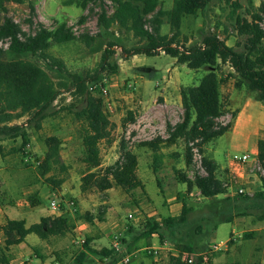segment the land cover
Returning a JSON list of instances; mask_svg holds the SVG:
<instances>
[{"label":"rangeland","instance_id":"rangeland-1","mask_svg":"<svg viewBox=\"0 0 264 264\" xmlns=\"http://www.w3.org/2000/svg\"><path fill=\"white\" fill-rule=\"evenodd\" d=\"M238 1L243 6L238 11L239 14L247 16L246 9L250 0ZM252 1L259 5L263 0ZM173 2L174 0H162L163 9L170 10ZM39 5L41 12L49 7L48 13L54 15V17H48L44 23L49 29H55L63 21L65 12L71 16L65 17L64 21L73 28L77 36L83 33L89 35L99 33L97 26L98 14L101 12L99 7L89 12L76 7H63L55 0H51L49 6L40 2ZM105 9L109 15L114 12L111 2L106 3ZM9 10V16L19 23L26 33L36 30L38 17L34 19L35 26L32 28L26 23L30 16L28 6L10 4ZM231 11V5H228L225 0H212L205 12L197 17H186L182 26V46L199 45L206 35L216 33L230 47L238 51L242 50L244 39L237 35L235 22L230 19ZM82 16L88 18L83 25L79 23ZM171 32V26L165 21L161 34L171 36ZM110 41L118 44L112 62L118 65L119 70L117 74L104 76L101 82L109 88L110 95L108 100H105V107L113 126L109 140L100 143L102 166L94 172L103 173L108 167L118 162L124 142L128 149L139 157L138 173L146 191L141 187L133 191L131 197L134 202L131 199L129 201L130 196L124 194L123 189L118 185L111 195L100 192L96 188L82 191V178L88 170L82 163L84 155L82 125L76 122L74 112L86 106V98H76L72 94L65 93L58 98L49 111L48 117L42 122L41 131H36L34 126L28 128L31 140L27 149L31 158L29 167L23 162L22 154L9 155L5 161L0 155V205L17 208V214L14 215L16 219H24L28 225H33L39 223L40 218L47 214L51 209V201L54 199L59 203V211L64 209L73 224L82 223L88 229H91L92 223L86 219V216L99 217L108 208L124 209L122 211L124 221L133 226L138 235L142 228L128 221L127 216L130 212L141 206V216L144 220L140 223L146 220L162 223L166 218L180 216L185 203L190 209L187 222L176 227L172 232L162 230L165 235L164 241L156 236L155 249L160 250L161 256L151 258L140 253L129 256V264H153L152 260L156 264H172L174 254L179 253L177 245L180 244L193 248V253H188L194 256L196 262L205 254H209L210 260L205 264H264V200L256 197L264 193L261 180L264 169L255 154L257 140L253 135L263 124L264 114L252 109L247 110V114L239 118L245 101L250 98L255 100V98L249 96L250 91L246 87L241 90L235 88V73L228 65H220L217 68L205 67L196 71L189 69L186 65L178 64L176 59L165 53L154 57L127 55L124 50L139 46V40L130 33L120 31L116 26L100 37L92 49L71 44L54 47L52 52L62 57L71 71L95 72L100 68L101 56ZM0 46L7 48L8 45L0 42ZM212 71L217 72L222 80V102L226 110L225 116L217 122L222 125L233 124V128L207 147V154L220 165L218 176L227 182L230 187L229 193L226 196L207 199L198 190L187 194V186L177 179L175 172V169L185 172L192 180L197 175H206L202 167V155L198 150L195 151L193 165L188 167L185 164L183 141L174 147L163 149L164 166L154 180L152 152L141 147L140 144L157 137L167 138V125H175L183 120L181 89L198 85L201 79ZM93 93L102 98L98 90H94ZM235 114H237L236 118ZM130 115L135 119L133 124L127 122ZM250 117L252 119L249 120ZM23 122H26V118L17 123ZM52 136L61 139L62 158L69 168L67 173H61L59 169L51 173L57 179L66 178L61 187L55 188L45 183L39 176L37 167V161L43 160L48 150L44 139ZM257 138H264V128L259 130ZM20 143L21 141L13 140L3 142L5 152L8 153L11 147ZM172 154H179V157L176 159ZM244 154H247L254 164L233 159L242 157ZM230 158L238 166L239 173H252L256 179L247 182L236 178V171L228 165ZM240 188L246 190L244 195L236 194ZM35 192H41L45 200L41 206L34 208L30 213L29 196ZM180 194L184 198L183 201L179 199ZM240 196L252 199L250 215L237 216L232 223L222 222L230 216L234 200ZM249 234H252L251 239H245V236ZM83 235L86 239L87 235ZM77 237L76 233L63 239L54 238L45 242V248L35 243L26 247L27 251L14 248L11 252L13 264H75V259L81 250L74 244ZM32 238L38 239L36 235H32L30 242ZM0 241L4 244L2 233H0ZM215 244L226 245L218 252H211ZM111 248L113 249V244ZM122 252H124L123 249L115 251V259L121 262L126 257H122L124 254ZM124 255H127L126 252ZM101 260L104 258L91 256L85 264H100Z\"/></svg>","mask_w":264,"mask_h":264},{"label":"trees","instance_id":"trees-1","mask_svg":"<svg viewBox=\"0 0 264 264\" xmlns=\"http://www.w3.org/2000/svg\"><path fill=\"white\" fill-rule=\"evenodd\" d=\"M35 1L0 0V42L8 45L7 48L0 46V155L3 160L9 155L22 154L23 162L27 167L30 166L31 158L27 149L31 140L28 128L34 126L36 131H41L42 122L48 117L55 102L61 95L69 93L76 98H86V106L74 112L76 122L82 125L81 138L84 148L82 163L88 170L82 178V191L96 188L100 192H106L114 185H118L126 193L132 194L140 187L137 175L139 157L129 150L124 142L118 162L103 173L93 171L102 165L99 146L102 141L109 140L113 124L106 112L104 100L93 93L91 86L103 81L104 76L118 73V65L112 62L117 42L108 43L101 56L100 68L95 72L71 71L66 61L52 52L54 47L71 44L92 49L98 39L115 26L139 40V46L124 50L127 55L154 57L165 53L176 59L178 64L196 71L205 67L217 68L220 65H228L235 73V88L241 90L246 87L250 91L249 96L264 104V0L259 6L250 1L246 9L247 16L239 14L238 11L243 6L238 0H225L232 7L230 19L235 22L237 35L244 39L243 49L239 51L230 47L216 33L206 35L199 45L182 46L184 19L189 16L197 17L205 12L212 0H174L170 10L163 9L162 0H61L62 6L76 7L83 11L93 12L95 7L100 8L97 20L99 33L96 35L83 33L79 36L66 21L60 22L55 29H49L39 21L34 32L26 33L22 26L9 16V5L28 6L30 16L26 23L32 28L35 26L34 19L38 16ZM107 2H111L114 8L111 15L105 9ZM87 19V16H82L79 23L83 25ZM165 21L171 26V36L161 34ZM181 99L184 109L183 120L175 125H167V138L157 137L141 143L140 146L152 152V167L156 172L164 166L163 149L174 147L183 141L186 166L193 165L194 150H198L202 155V167L206 172L205 176L197 175L192 180L185 172L175 169L177 179L187 186V194L198 190L207 199L226 196L229 193V186L218 176L220 165L207 154L208 145L233 128V124L222 125L217 122L226 114L219 74L212 71L206 74L198 85L182 88ZM234 116L236 118L237 114ZM129 117L127 122L135 123L134 117L132 115ZM24 118L26 122L17 123ZM8 140L21 143L6 153L3 142ZM44 143L48 150L44 159L37 161L39 176L50 186L61 187L66 178L57 179L51 173L57 169L61 173H67L69 170L62 158V141L52 136L44 139ZM172 155L176 159L179 157V154ZM257 158L264 169V138L258 142ZM261 180L264 185V176ZM256 197L264 200V193ZM180 199L184 200L182 195ZM29 201L32 207L41 204L37 195L30 196ZM251 203L252 199L249 197L236 198L230 216L222 222L232 223L237 216L250 215ZM183 204L182 214L178 217L166 218L162 223L146 220L144 231L137 237V242L146 240L149 243L147 244L149 248L144 252L146 256L151 258L154 256L151 246L153 235L164 241L165 235L162 230L172 232L187 222L190 209ZM86 219L93 222L94 217L86 216ZM71 229L65 213L61 216L43 217L39 223L30 226L25 220H8L5 226L0 227V233L4 237V244L0 241V264H13L11 249L24 243L29 235H36L46 241L66 237ZM245 237L251 239L252 234ZM177 249L181 254L193 253L191 246L180 244L177 245ZM115 251L95 250L91 248V240L88 239L84 250L77 255L75 264H85L91 256L107 259ZM180 263V258H173L172 264ZM100 264H105L104 260H101ZM195 264H203V258H199Z\"/></svg>","mask_w":264,"mask_h":264},{"label":"crops","instance_id":"crops-1","mask_svg":"<svg viewBox=\"0 0 264 264\" xmlns=\"http://www.w3.org/2000/svg\"><path fill=\"white\" fill-rule=\"evenodd\" d=\"M55 1H58L61 4V0H55ZM250 1H252V0H250ZM39 2L42 3V4H46V6L48 4V6H49V3L51 2V0H38L36 2V10H37V15H38L37 17H38L40 22L46 23V21L48 20V17H50V16L54 17V15H51L50 13H48L49 10H50L49 7L48 8L46 7L44 12H41V8H40V5H39ZM253 4L255 6H259L260 5V4L256 5L255 2H253ZM12 5H17V4H12ZM56 12H58V11H56ZM68 16H71V14H68V13L64 12L63 13V18H64L63 21L65 20V17H68ZM252 109L258 110V112L260 114H262V115L264 114V104L259 102V101H257L256 99L254 100V99L250 98V99H247L245 101L244 106H243V108H242V110H241V112L239 114V118L241 119L243 116H245L247 114V112H248L247 110H252ZM248 119L250 120V119H252V117H250ZM262 123L263 124L260 125V129L264 128V121ZM259 130L256 133L253 134L256 137V140H257L256 151H255L256 157L258 155V142L260 140V138H257ZM244 155H247V154H244ZM152 158H153V154H152ZM233 159H235V158H233ZM233 159L230 158V160L228 162V165L230 167H232L236 171L235 172L236 173V178H239V179H241L243 181H247V182L253 181L252 179H254V180L256 179L255 175L252 174V173L251 174L249 172L239 173L238 166L235 165V163H233ZM246 164H254V163L250 161V162H248ZM138 168H139V166H138ZM95 170H93V171H95ZM152 170H153V177L155 178L154 180H156V178L158 177V174L162 170V168L155 172L153 167H152ZM137 175H138L140 183H141V185H140L141 189H144V191H146V187L144 186V184H142V180H141V178L139 176L138 171H137ZM115 187H116V185H114L111 190H108L105 193H110V195H111V193L115 189ZM140 187H138L137 189H139ZM124 194H127L130 197L132 196V194H128L125 191H124ZM32 195H37L38 196V199L41 200V204L39 206H41L43 201L45 200V197H43L42 193L41 192H35V193L31 194L30 196H32ZM181 195L182 194H180L179 197ZM130 197H129V201H130V199L133 200L132 199L133 197H131V198ZM52 201H54V199ZM52 201H51V203H52ZM133 202H134V200H133ZM39 206H37V207H39ZM30 207H31L30 213H32V210L34 208H37V207H32V205ZM140 209H141V206H139L137 210H135L133 212H130L128 214V216H127L128 221L132 222V224H134V226H140L142 228L141 232L138 235L136 234L137 231L135 230V228L133 226L129 225V224H126V222L124 221L123 216H122V213H123L122 211L124 209L117 210V209H114V208H108V209L104 210L101 213V215H99V217L94 218L93 222H91L92 223L91 229H88L87 226L85 224H82V223L81 224L76 223V225L73 224L71 222V219L68 216L69 214H67L66 211L65 212H63V211L54 212L52 210V208H51L47 212V214L43 215L41 218L49 217V216H61L63 213H65L66 216L69 219V223H70L71 228H72L71 232L68 233V235L66 237H68L69 235H72V234L75 235L77 233L78 237H77V240L74 241V244L77 246L78 249H81L80 252L82 250H84V246H85V244H81V241H85L86 242V240H88V239L91 240V248H93L95 250L100 251V250H103V249H112L111 247H112V244H113L114 237L119 235L120 239H121L120 249H121V251H122V249L124 250V252H122V253L125 254V252H126V254H127V255L123 254L122 257L123 256H126V257L123 259L122 262L119 261V259H118V261H116L115 253H114L110 258L104 259V262H106L108 264H111V263L112 264H125L124 260L127 257L133 256V255H137V254H140V253L144 254V252L149 248V246L147 245L149 243H147L146 240H141V241L137 242V237L144 231V224L146 223V221L140 223L141 221L144 220V217L137 219V217L141 216V214H142ZM56 213H58V215H55ZM16 214H17V208H15L13 206L5 207V205H0V227L5 226L8 220H18V219H16L17 217L14 216ZM130 214H133L135 216V218L130 219L129 218ZM174 217H178V216H174ZM41 218H40V220H41ZM21 220H24V219H21ZM126 225H128V226H126ZM28 226H30V225H28ZM83 234L87 235L86 239H84L85 236ZM133 235H136V236L133 237ZM156 236L157 235H153L152 236V239H151L152 248L156 247ZM31 237H32V235H29L24 243L13 247L11 249V252L13 251L14 248L15 249L16 248L24 249L25 251H27L26 247H28L32 243H35L39 247L45 248L46 247L44 245L45 242H49L50 240L54 239V238H51L50 240L44 241V240H41L40 238H38V239L32 238V240L30 242L29 239H31ZM66 237H63V238H66ZM63 238H59V239H63ZM129 250H130V252H129ZM152 263L156 264V263H154L153 260H152Z\"/></svg>","mask_w":264,"mask_h":264},{"label":"built area","instance_id":"built-area-1","mask_svg":"<svg viewBox=\"0 0 264 264\" xmlns=\"http://www.w3.org/2000/svg\"><path fill=\"white\" fill-rule=\"evenodd\" d=\"M91 90L92 91L98 90L100 92L103 100H104V103H105V100H108V97L110 95V92H109L108 86L104 82H98V83L92 85L91 86ZM195 151L196 150H194V152ZM234 158L235 159H238V160H240V161H242L244 163L250 162L249 156H247V155H243L242 157H234ZM229 189H230V187H229ZM245 193H246V190L244 188H240V189H238L236 191V194H238V195H244ZM51 208H52V210L54 212L59 211V203L57 202V200L52 201ZM142 217L143 216H139V217H137V219L138 218H142ZM129 218L130 219H133V218H135V216L133 214H130L129 215ZM81 244H85V241H81ZM120 245H121L120 236L117 235V236L114 237L113 249L119 251L120 250ZM225 245H221V244L216 245L215 244V245L212 246L211 252H218ZM152 251H153V255L156 258H159L161 256L160 250L155 249V248H152ZM174 256H175V258H180L181 259V263L180 264H195L196 263L194 256H192V254H189V253H183V254H181L180 252L179 253L177 252V253L174 254ZM202 258H203V264L208 263L209 260H210L209 254H205L204 256H202ZM129 262H130L129 257H127L124 260V263L125 264H129Z\"/></svg>","mask_w":264,"mask_h":264}]
</instances>
